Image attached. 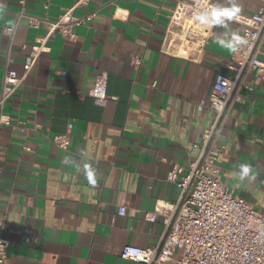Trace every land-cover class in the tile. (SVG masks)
I'll return each instance as SVG.
<instances>
[{"label": "crops", "instance_id": "obj_1", "mask_svg": "<svg viewBox=\"0 0 264 264\" xmlns=\"http://www.w3.org/2000/svg\"><path fill=\"white\" fill-rule=\"evenodd\" d=\"M77 1L27 0L26 14L44 20L34 29L20 16L18 0H0V93L6 73L24 75L49 24ZM188 1L91 0L74 8L79 19L92 12L96 17L73 27L74 40L57 34L48 41L49 51L8 99L3 114L10 124L0 132V237L10 242L9 264H140L123 259V248L157 245L162 217L151 223L146 215L157 203L179 198L167 176L197 159L194 145L211 123L196 105L209 96L219 74L235 76L228 68L235 54L215 40L241 29L233 21L227 29L215 26L200 63L165 55L170 17L179 2ZM236 2L241 16L262 6L256 0ZM133 57L142 64H132ZM101 74L107 75L108 95L116 98L104 107L89 96ZM244 84L253 91L242 89L243 100L229 113L219 138L228 152L218 166L233 194L262 212L264 77L246 74ZM70 124L71 145L63 150L53 137ZM242 163L253 169L243 181Z\"/></svg>", "mask_w": 264, "mask_h": 264}, {"label": "built area", "instance_id": "obj_2", "mask_svg": "<svg viewBox=\"0 0 264 264\" xmlns=\"http://www.w3.org/2000/svg\"><path fill=\"white\" fill-rule=\"evenodd\" d=\"M256 1L262 3L257 13L251 16L238 15L230 20L241 25V29L236 32L247 39V44L235 53L233 63L228 66L235 76L219 74L209 96L196 105L197 111L211 116V123L201 141L194 145L199 151L197 159L188 169L175 166L167 176V180L179 189V198L172 204L157 203L154 212L146 215L151 223H156L162 217V236L154 247H124L121 253L123 259L140 264H264V211H257L245 199L235 196L222 182L218 166L219 158L228 152L227 146L219 143V138L229 113L243 100L242 89L253 91V88L245 86V75L255 72L264 77V62L261 60L264 0ZM18 2L22 7L20 16L28 17L29 27L40 28L44 20L26 14L27 0ZM90 2L78 0L74 8L87 6ZM213 5V0L179 2L170 17L163 53L200 63L215 34V26L200 25L193 19V14L208 10ZM74 8L67 10L57 22L49 24L41 45L33 48L23 76L13 70L6 73L0 93V132L4 125L10 124V118L3 114L6 102L23 86L40 54L49 51L47 42L57 34L74 40L76 35L73 27L96 17V12H92L79 19L73 14ZM131 63L140 66L142 61L139 57H133ZM89 96L96 105L102 107L109 100H116L108 95L106 74L97 77ZM72 129L73 124H70L66 133L54 136V144L68 150ZM125 215L126 208L121 207L119 216ZM9 247L10 242L0 237V264H9Z\"/></svg>", "mask_w": 264, "mask_h": 264}, {"label": "clouds", "instance_id": "obj_3", "mask_svg": "<svg viewBox=\"0 0 264 264\" xmlns=\"http://www.w3.org/2000/svg\"><path fill=\"white\" fill-rule=\"evenodd\" d=\"M240 13V6L233 0L231 7H224L217 3L205 11H198L193 14V19L200 25L208 27L221 26L225 29L228 28V21L234 19ZM215 43L220 48L227 50L231 54L237 53L240 48L247 44L245 36H241L238 32L225 31L223 34L217 37ZM69 159L65 157V160ZM87 167V166H85ZM253 169L251 165L242 163L239 165V177L243 181L245 178L250 177ZM87 176L90 183H95L94 173L92 171L87 172Z\"/></svg>", "mask_w": 264, "mask_h": 264}]
</instances>
